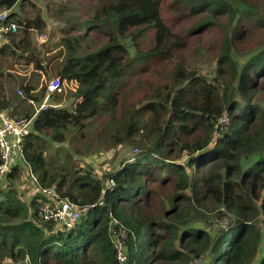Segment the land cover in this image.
Instances as JSON below:
<instances>
[{
    "label": "trees",
    "instance_id": "obj_1",
    "mask_svg": "<svg viewBox=\"0 0 264 264\" xmlns=\"http://www.w3.org/2000/svg\"><path fill=\"white\" fill-rule=\"evenodd\" d=\"M21 1L0 0V12L9 11L0 23V112L12 107L10 72L20 63L38 72L54 64L53 78L76 83L70 110L30 108L20 116L31 119L23 152L40 190L78 204L81 217L64 230L37 217L45 195L35 193L29 209L16 194L5 195L0 264H264V0H57L52 18L61 25V49L45 66L32 35L48 25L39 12L14 11ZM162 8L173 18H198L192 38L226 29L212 80L176 59L189 39L165 21ZM150 68L159 81L146 104L119 100ZM20 88L32 107L46 87L36 96L30 85ZM223 114L228 123H220ZM98 116L116 121L110 139L132 147L133 157L106 174L107 184L88 166L49 175L40 134L60 141ZM118 231L124 263L116 255Z\"/></svg>",
    "mask_w": 264,
    "mask_h": 264
},
{
    "label": "rangeland",
    "instance_id": "obj_2",
    "mask_svg": "<svg viewBox=\"0 0 264 264\" xmlns=\"http://www.w3.org/2000/svg\"><path fill=\"white\" fill-rule=\"evenodd\" d=\"M57 0H22L20 2L22 9L15 7L13 10L19 11V14L31 15L32 12H39L41 17L46 22L47 29L45 33H33L32 41L36 44V47L41 52V59L44 66L47 59L51 56L58 55L61 47H59L60 37L59 33L60 24L52 18L54 9L57 5ZM162 16L169 25H173V30L182 36L188 38V44L185 49H180L176 53V59H183L185 66L191 71H195L196 74L206 77L208 80H212L216 76L217 58L220 53L222 45V38L224 36V29L218 27L206 28L195 37L190 36L189 29L196 24L198 18H185L182 19L178 16L173 18L172 14L167 12L165 8H162ZM226 21H220L219 24H225ZM147 42L145 46L149 47L153 43L152 32L148 33ZM1 43V42H0ZM57 57V56H56ZM58 58H55L57 60ZM8 63H12L11 59H8ZM52 64L49 68H46L45 72H38L33 70V64L25 70L19 69L21 63L15 67L18 72H10L16 80L15 87H12L9 92V97L12 99V107H16L13 112L16 116L23 118L22 112L27 110L30 112V105L24 100L25 93L20 88V85H30L34 88L33 94L39 95L44 87H46L49 80L56 77L54 74ZM22 70V71H21ZM219 81L221 78L219 76ZM22 81V82H21ZM152 68L148 69L143 74L134 77L127 83V87L123 93L118 97L119 100H126L128 105H134L136 108H142L146 104V97L150 95L154 83L158 82ZM18 88L21 89V94L18 93ZM76 89V83L74 81H62L61 93L52 97L51 101L61 105L60 109L70 110L72 103L75 101L73 93ZM5 91V89H4ZM44 93V91H43ZM43 93L40 97H42ZM60 96V98H59ZM41 99V98H40ZM51 102V103H53ZM118 116V115H117ZM116 125V121L109 117L98 116L94 119H89L85 126L81 129L77 127H71L68 131L64 132L63 138L60 141L52 139L53 133H43L41 135L42 144L44 146V157L49 163L46 166L48 174L57 173L58 175L66 173V171L72 172L80 167H90L92 174L95 178L100 179L103 183L107 184V173H111L117 169L121 164V161L127 158L129 155L133 157L135 150L127 145L117 144L114 145L110 139V130ZM33 129V128H32ZM29 172L24 167L22 168L21 177L17 176L12 178L7 187L0 189V199L11 193L16 194V197L26 204L29 209L30 200L35 193L41 195L46 194L43 190H40L38 184L37 175L32 171L30 165L28 166ZM29 173V174H28ZM72 183V179L68 177V185ZM5 196V198H6ZM1 201V200H0ZM80 211V210H79ZM38 217V216H37ZM39 218V217H38ZM27 222H32L36 227L40 224L34 222V220L27 219ZM226 220H223L225 223ZM221 224V223H220ZM54 226L61 228L57 223H53ZM258 226L262 230V242L261 247L264 248V222L260 220ZM64 229V228H63ZM27 260L23 263H14L10 259H6L4 264H26ZM255 264V263H254Z\"/></svg>",
    "mask_w": 264,
    "mask_h": 264
},
{
    "label": "built area",
    "instance_id": "obj_3",
    "mask_svg": "<svg viewBox=\"0 0 264 264\" xmlns=\"http://www.w3.org/2000/svg\"><path fill=\"white\" fill-rule=\"evenodd\" d=\"M8 12L7 10L0 12V23H3L7 19ZM7 29L11 32H15L16 25L10 23ZM17 90L18 93L21 94V89L18 88ZM59 93H61V82L59 78H51L46 85L42 97H40L41 99L32 102L34 113L37 114L48 107L60 109V104L51 101L52 97ZM5 94L8 96L7 93ZM13 110V107H8L7 110L0 112V189L7 187L9 177L13 173L16 172V177H21L23 167L29 172V164L25 160L23 144L32 131L31 119L20 118L14 114ZM220 123H228L226 114H223ZM43 191L46 193L43 195H45L48 200L38 207L37 216L39 219L43 222L57 223L61 225L64 230H69L74 227L81 217L80 206L69 200L57 202L49 197L51 195L53 196V190ZM123 236V232L118 231V234L115 233L114 241L115 247L117 248L116 255L121 263L125 261V257L121 252V239Z\"/></svg>",
    "mask_w": 264,
    "mask_h": 264
}]
</instances>
